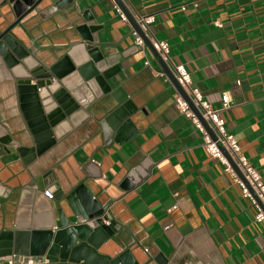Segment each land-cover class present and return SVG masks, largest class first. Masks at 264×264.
<instances>
[{
    "label": "crops",
    "instance_id": "0c3cea01",
    "mask_svg": "<svg viewBox=\"0 0 264 264\" xmlns=\"http://www.w3.org/2000/svg\"><path fill=\"white\" fill-rule=\"evenodd\" d=\"M23 1L26 15L30 8ZM120 2L133 17L154 16L152 36L169 43L173 62L187 68L213 108H221L227 92L231 103L220 116L264 180V0ZM115 3L73 0L49 15L34 11L14 26L21 40L12 36L14 46L25 53L32 46L42 58L58 61L65 48L83 38L77 24L87 21L86 12L94 21L92 40H82L100 48L103 67L111 71L110 87H121L124 101L131 103L123 118L128 127L118 137L115 128L104 138L102 124L116 98L102 92L84 106L85 120L47 150L21 153L20 147H35L42 134L35 101L31 92L19 91L15 79L0 84V230L17 224L34 230L33 223L42 230L58 219L57 207L73 212L65 198L85 182L84 194L93 191L101 203L106 193L112 198L104 215L124 222L117 229L124 231L105 243L101 254L111 256L137 243L141 250L134 251L135 258L141 262L145 247L153 258L148 264H264V222L255 220V206L207 152L202 132L176 108L175 86L155 51L134 44V26L122 20ZM0 4L3 29L15 22V14L10 4ZM53 4L43 0L41 6ZM4 132L16 145L1 142ZM91 160L95 165L86 173ZM53 188L62 197L43 194L54 193ZM82 262L44 257L32 264Z\"/></svg>",
    "mask_w": 264,
    "mask_h": 264
},
{
    "label": "water",
    "instance_id": "95a60500",
    "mask_svg": "<svg viewBox=\"0 0 264 264\" xmlns=\"http://www.w3.org/2000/svg\"><path fill=\"white\" fill-rule=\"evenodd\" d=\"M4 1L10 4V8L15 14V22L0 29V84L4 83L5 80L13 81L15 79L20 92H31L30 95L35 101L37 120L40 124L39 130L42 131V134L39 135L41 137H37L38 144L35 147L24 146L20 147L19 151L25 153L35 150L36 155H40L52 146L57 139L85 120L84 106L94 101L100 93L103 92L112 96L119 94L122 100L126 99L127 94L121 87L114 90L110 87L107 78L111 71L106 69L107 67H103L106 60L103 56L97 58L94 56L97 52L99 53L100 48L93 43L85 44L83 42V40L91 42L92 36L91 38L83 37V40L80 39L81 42L77 40V43L65 48L58 61L51 56L45 59L42 58V54L32 46H26L27 53L21 50L20 47L14 46L11 40L12 36L16 37L17 42L20 43L21 41L12 32L14 26L20 22L23 23V19L34 11L39 12L42 16L55 12V6H60L62 0L61 2L51 0L54 4L46 7L41 6L43 0L37 2L36 0H25V4L27 3L30 8L26 15L24 11H27V8L23 4V0L21 3L16 0ZM115 1L130 23L143 37L145 44L151 47L135 18L124 8L120 0ZM64 2L69 4L73 0H65ZM64 2L62 4H65ZM84 16L87 21L83 20L77 24L79 30L80 27L91 29L94 25L93 19L86 16V12ZM28 52L32 55H27ZM154 54L176 89L188 101L192 110L198 114L188 96L175 80L167 64L158 57L156 52ZM22 64L26 67V70L22 67ZM97 91L100 92L97 94ZM125 103L128 105L131 102L126 100ZM201 121L210 136L215 138L208 124L202 119ZM104 124H102L103 134L106 139L108 133L105 131ZM125 127H128V125L124 122L116 127L117 137ZM4 136L6 139H2L1 142L16 145L15 141L6 132H4ZM43 138V142L40 143ZM220 148L235 172L244 180L242 173L228 153L221 146ZM94 165L93 160H91L85 168V172L88 173V169ZM44 177H46V174ZM36 180L39 181V179ZM86 187L88 185L83 182L66 196L65 199L72 206V213L66 214L62 207H57L58 219L53 221L52 224L41 226L42 230H37L39 227L36 228L35 223L32 226L34 230H29V226H20V224L13 228L10 226L7 230H0V264H5L10 259L15 263H26L29 259L41 261L44 257L50 261L70 259L71 261L80 262L82 260V264H141L134 256V251L141 250L137 243L131 248H127L128 245L126 244L123 245L119 251L111 254L112 257L101 254L104 244L110 242L111 238L115 239V235H119L124 231H117L121 223L124 222L118 221L107 212L104 215L108 204L95 199L94 195L96 194H93V191L90 196L84 194ZM53 189L54 193L50 190L53 194L52 198L58 199L64 194L57 188ZM8 240L10 243H8Z\"/></svg>",
    "mask_w": 264,
    "mask_h": 264
},
{
    "label": "built area",
    "instance_id": "2783aa9c",
    "mask_svg": "<svg viewBox=\"0 0 264 264\" xmlns=\"http://www.w3.org/2000/svg\"><path fill=\"white\" fill-rule=\"evenodd\" d=\"M194 5H196L195 2ZM114 8L122 20L128 21L127 16L124 14L118 4L115 3ZM181 8L185 9V5H182ZM134 18L141 28L143 34L148 39L152 49L157 53L158 57L167 64L173 73L175 80L188 96L191 103L196 108L198 114L192 110L188 101L175 87L174 104L176 108L182 114H184L185 117L189 118L194 123L196 128L202 132L203 144L207 152L224 165V170L231 174L234 181L241 188L242 194L251 200L252 204L257 210L255 214V220L264 222V180L260 172L252 165L248 157L242 152L235 136L226 129L224 120L220 116V110L228 108L231 103L227 92L222 94L221 108H213L204 97L200 88L196 85H193L190 72L187 70V68L183 64H177L173 62L170 56L169 43L164 40H158L152 36L149 29V24L154 20V16L146 15L136 16ZM132 35L134 37V44L136 46H145L143 37L134 28L132 29ZM144 64L148 65L149 61L146 60ZM160 74L164 75L162 71H160ZM167 80L169 79L167 78ZM53 81H55V79H53ZM201 119L208 124L209 128L214 133L215 138L210 136ZM220 146L224 148L232 161L235 163L236 167L240 170L246 183L235 172L230 162L223 154ZM43 194L49 199H52L53 197V194L50 190H44ZM34 262V259H29L26 263H15L12 261V259H10L5 264H32Z\"/></svg>",
    "mask_w": 264,
    "mask_h": 264
},
{
    "label": "bare ground",
    "instance_id": "6f19581e",
    "mask_svg": "<svg viewBox=\"0 0 264 264\" xmlns=\"http://www.w3.org/2000/svg\"><path fill=\"white\" fill-rule=\"evenodd\" d=\"M61 2V0H59ZM65 0H62L61 2V5L58 6V7H55V9H61L63 8V6H66L67 3L64 2ZM53 2V1H52ZM65 3V4H62V3ZM81 31V37H89L91 38V30L88 28V27H81L80 29ZM78 31V30H77ZM27 38V37H26ZM83 39V38H82ZM29 40V39H28ZM95 57H99V53L97 52L96 54H94ZM98 90V89H97ZM98 92V91H97ZM116 98V100H114V107L111 108V110H108L106 112V121H105V131L106 133H108V135L111 133V130H115L116 127L120 126V124L123 123L124 121V117L128 116V114L130 113V109L129 107L127 106V104L125 103L124 100H122L121 98H117L116 96H114ZM123 132V131H122ZM129 186V185H128ZM128 186H124L125 187H128ZM112 192V191H111ZM110 195H108L106 193V204L107 202L109 201L110 199ZM112 199V198H111ZM116 199V198H115ZM115 208V207H114ZM115 210V209H114ZM111 211V210H110ZM114 212V211H113ZM86 213V212H85ZM112 213V212H111ZM120 219V218H119ZM9 241V240H8ZM7 241V242H8ZM10 243V241L8 242ZM107 246V245H106ZM110 247V246H108ZM111 248V247H110ZM107 249V248H106ZM113 250V249H112ZM162 251V250H161ZM163 252V251H162ZM141 253L140 257V263H143V264H148L151 260H153L152 256L150 255V253L148 251H146V248L145 247H142V251L139 252ZM154 254V253H153ZM164 255V254H163ZM138 256V255H137ZM166 256V255H165ZM135 259V258H134Z\"/></svg>",
    "mask_w": 264,
    "mask_h": 264
}]
</instances>
